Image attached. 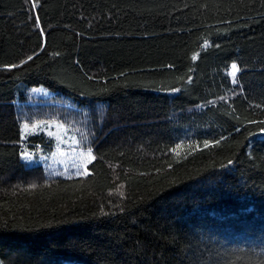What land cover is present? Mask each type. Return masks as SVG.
I'll return each mask as SVG.
<instances>
[{"label":"trees","instance_id":"obj_1","mask_svg":"<svg viewBox=\"0 0 264 264\" xmlns=\"http://www.w3.org/2000/svg\"><path fill=\"white\" fill-rule=\"evenodd\" d=\"M49 121L89 175L23 161ZM261 122L264 0H0V259L264 264Z\"/></svg>","mask_w":264,"mask_h":264},{"label":"rangeland","instance_id":"obj_2","mask_svg":"<svg viewBox=\"0 0 264 264\" xmlns=\"http://www.w3.org/2000/svg\"><path fill=\"white\" fill-rule=\"evenodd\" d=\"M238 74L239 72L236 73V83L238 81ZM33 94L37 98L49 100L55 95V92L45 87H35L33 88ZM39 101H36L34 104H39ZM54 103L65 105L81 112L77 104L69 98H62L59 102ZM24 126L23 136L25 141L32 135H44L53 143L52 147L37 145L35 148H30L25 145L22 158L26 164L30 166L44 165L48 175L54 177H79L90 174L88 166L94 161L92 159L94 156L92 151L91 156L87 154V143L79 125H76L75 129H73L62 122L49 121L30 124L27 129ZM80 134H82L81 137ZM0 264H3L1 259Z\"/></svg>","mask_w":264,"mask_h":264},{"label":"snow or ice","instance_id":"obj_3","mask_svg":"<svg viewBox=\"0 0 264 264\" xmlns=\"http://www.w3.org/2000/svg\"><path fill=\"white\" fill-rule=\"evenodd\" d=\"M34 7H35V2H34ZM195 58L196 57L194 56L193 59H195ZM29 59H31V57H29ZM13 67H15V66H13ZM239 71H240V69L238 68V66L236 64L231 65V70L228 74L232 77L233 83H236V73ZM261 123H264V122H261ZM24 127L27 129L28 125H25ZM262 131H264V129H262ZM87 154L89 156H91V149H88ZM92 159H95V157H92Z\"/></svg>","mask_w":264,"mask_h":264}]
</instances>
